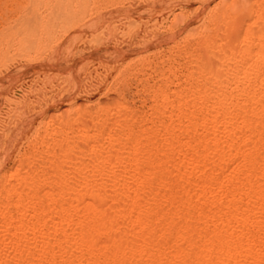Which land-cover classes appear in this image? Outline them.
Returning <instances> with one entry per match:
<instances>
[{"label": "rangeland", "instance_id": "obj_1", "mask_svg": "<svg viewBox=\"0 0 264 264\" xmlns=\"http://www.w3.org/2000/svg\"><path fill=\"white\" fill-rule=\"evenodd\" d=\"M145 2L146 11L141 8L132 9L137 15H142V19L146 21L144 26L137 27L141 31H138L139 35H129L128 37L126 35H70L91 22L97 13H104L110 6L124 7L130 4L131 7H136L137 4ZM261 11L263 13L264 9L260 6V0H204L202 3L197 0H0V123L2 121L19 122V127L13 133L6 134L3 141L0 142V214L5 212L7 217H16L17 205L11 191L17 189L22 194H28L30 189L27 184L28 182L33 183V181L35 184L40 183H38L40 187L38 186V195L36 194V196L46 193L61 194L63 202L67 203L66 201L69 200L68 202L73 206H79L81 209L82 206L79 203L81 194L72 193L71 183L60 184V176L74 172L82 163L87 165L98 161L94 160L88 152V149L97 146L95 140L92 139L93 136L110 133L113 136L115 134V137L121 135L120 137L126 141L128 137L134 136L141 146L144 168L152 174V177H145L146 183L156 177H162L168 182H165L164 189L163 186L158 189L154 188L155 192H151V196H149L150 194L147 196L146 192L142 191L134 194L136 197L141 194L139 197L141 199H145L146 196L151 197L150 201L146 197L145 201L148 203L146 208H148L144 213H140L143 221L152 225L146 232H149L152 240L160 235L155 241L159 239L162 244L163 242L176 244L179 240L178 245L176 244L177 248L179 251L180 249L181 251L185 250L188 255L190 253L193 255L197 251L200 253L199 249L206 243L204 245H207L206 249L203 248L204 246L202 249L208 251L205 253L208 255L206 258L202 256V260L211 264L212 262L209 260L212 254L210 253L214 248L213 245L217 243L218 230L213 228L209 218L204 221L202 215L204 212L206 214L210 211L208 210L209 206L211 207L209 209L212 210V206L205 198H194L195 194L191 185L198 180V176L202 177L201 173L197 176L196 174L195 176L191 175L192 177L189 176L187 183L180 180L177 177L178 172H176L178 171L176 164L179 158L183 157V153H191L189 151H181L180 154L173 152L174 155L169 156L176 163L174 162L173 166L166 169L159 164V156H155L150 150L156 148L159 151L167 152L165 148H161V137L158 132L177 126L176 120L172 119L173 115L178 114L187 118L198 116L200 118L202 107L195 105L199 101H215L217 96L218 98L228 96L231 100L229 103L235 106L234 109L237 105L235 109L239 110L237 113L239 115L242 113L240 116H248L253 121H251V126L254 128L257 125L258 127L264 114L256 113L257 116L252 114L254 106L246 96L250 90L247 89L246 84H242V87L238 86L239 88L233 91L234 86L231 85V78L232 72L236 71L241 63V60L234 54L241 52L242 58H246V49L252 47V42L249 43L246 36L264 35V24H260L259 20ZM234 35H238V38H235ZM27 60H33L30 67L19 71L15 70L16 65ZM16 76H20L22 79L19 81ZM33 87L39 93L38 99L35 97L34 91L36 90ZM61 90L81 92L83 97L75 99L70 106L56 108L59 106L56 104L51 106L52 110L46 111V104L43 103L46 99L42 93H58ZM22 95L27 99V106L24 115L20 117L17 111V99ZM240 97L242 99H239ZM179 103L183 105H178ZM181 128L183 129L179 133L181 135H175L170 143L174 144L175 142V145L180 146L181 143L189 142L188 144L191 145L199 140H206L210 134L208 126L193 129L191 125L183 124ZM249 132H247L248 137L252 139L248 138L250 139L248 141L250 143L253 141L251 144L257 149H252L253 146L247 143L244 150L249 149L251 153L254 151L251 155L255 153V162L260 163L261 160L264 162V143L262 139H259L258 134L250 132L249 135ZM82 134L85 135L84 142L80 143ZM118 142L121 144L119 139ZM105 145L102 158L109 155L107 152L110 147ZM80 148L87 156L75 159L72 161L73 165L67 162L58 164L57 156L62 151L73 153ZM242 158L238 156L234 159V162L237 163H233L238 164L241 170L247 169L245 168L247 166L248 168L252 167L251 162L253 163L255 159L247 158L248 162H244V158ZM120 161L118 160L117 163ZM228 164L229 162L225 165L222 164L223 166L220 165L221 168L216 167L218 169H215L216 173L219 174L220 169L226 166V168L230 167L231 163ZM118 169V167L114 168L110 177H116ZM204 170L206 171V169ZM259 177L257 176L258 179L254 180V183L256 185L258 182L257 188L264 193V179H259ZM103 181L105 183H101L99 197H109L112 193L110 198L114 197L117 200L115 201L117 210L121 209L122 213H127L131 205L129 202L131 199L132 201L135 199L132 195L135 188L130 192L132 187H136L132 186L134 183L129 182L130 188H126L128 182L123 185L125 188L122 190L127 191L126 195L130 197L129 201H124L115 195L120 194L117 192L122 191L119 190V188H123L122 186L112 189L107 185L105 179ZM152 181L149 183L153 184ZM177 181L182 184H178ZM184 182L185 186L192 188L185 187ZM54 183H59V186H55ZM173 183L174 186H172ZM182 185L186 192H184V188L183 191L182 188H179L183 187ZM165 186L167 189L170 188L167 190ZM124 191L122 192L125 194ZM159 194L164 195L165 200L169 201H161L160 198L163 196H159ZM155 195H158L159 198L157 199ZM165 196L168 198L166 199ZM175 198H177L176 201H174ZM152 199H155L153 200L154 204L151 203ZM246 199L244 197L242 204L244 202L246 204ZM166 202L167 204H165ZM149 203L150 206H148ZM177 203L178 205H176ZM42 204L44 208L48 207L44 202ZM168 204L170 205L168 206ZM173 205L176 206L177 211ZM119 207L120 209H118ZM167 209L168 211H166ZM158 210L161 211L159 214ZM164 212L166 214L168 212V214L166 215ZM176 212L180 214L176 216ZM172 213L177 220L171 216ZM200 213L202 217L198 219ZM122 215L120 217L123 219L119 218L121 225L126 221L124 218L127 217L126 214ZM179 216L181 219L178 218ZM7 217L0 216V222ZM164 219L169 221L167 225L164 224L167 222ZM121 225V232H124L123 225L125 223ZM122 227H124L123 230ZM134 228L136 231L128 230L131 237V233L137 232L140 227ZM182 228L186 230L185 233ZM156 229L159 233L157 236L155 235ZM174 229L184 233H181L182 238H178L176 241L177 231ZM236 231L233 237L236 235L240 237V231ZM61 236L58 234V237L56 235L55 240L51 241L54 254L56 253L55 264L61 263L60 253L63 248H66L65 244L62 243L60 246L57 242L62 238ZM209 241H212L211 245ZM100 242L103 245L106 238H102ZM186 242L193 246L192 249ZM253 243H250L251 246L255 245L252 246V249L257 246L256 242ZM182 246H186V248H182ZM144 250H150L149 245H146ZM146 251H144L146 254H139L140 256L127 251L128 254L125 253L117 259L119 262L117 260L110 261V264H119L122 261L127 264H141L150 253ZM36 256L38 259H42L40 255ZM142 257L144 258L142 259ZM38 263L40 262L35 264Z\"/></svg>", "mask_w": 264, "mask_h": 264}, {"label": "bare ground", "instance_id": "obj_2", "mask_svg": "<svg viewBox=\"0 0 264 264\" xmlns=\"http://www.w3.org/2000/svg\"><path fill=\"white\" fill-rule=\"evenodd\" d=\"M197 1L202 3L204 0ZM260 6L262 9H264V0H260ZM136 8H141L146 11V2L137 4L136 7H131L130 4H127L124 7L110 6V8L104 13H97L91 22L80 27L78 31L70 35H126L127 37L129 35H139V32L141 31L137 27L144 26L146 21L145 19H142V15H137L132 11V9ZM259 17V20L261 22L260 24H264V12L262 13L261 11ZM108 18L110 19L106 20ZM234 36L235 38H238V35ZM246 40H248L249 43L252 42V47L250 46L248 49H246V58H242L241 52H236L234 54L236 58L241 60V63L239 65V68H237V70L235 69L236 71H234L233 69L234 72H232L231 85L234 86V91L239 88L238 86L242 87V84H246L245 86L250 90L246 95L247 99L254 106V108L252 107V114H264V35H247ZM32 63L33 60L24 61L22 62V64L16 65L15 70L19 71L21 69L30 67ZM16 79H19L20 81V79L22 78L20 76H16ZM33 89L36 90V88L34 87ZM245 92H247V90ZM34 93L36 99H38V91L36 90L34 91ZM42 96H44L46 99V101L43 102L44 104H46V111H50L52 110L51 106H54L56 104H59V106H57L56 108H62L72 105L75 99L83 97V93H75L72 90H61L58 93L43 92ZM239 99L242 98L240 97ZM26 100V97H24L23 95L22 97H18L17 99V111L20 117L24 115V112L26 110ZM229 101L231 100H229L228 96H220L219 98L217 96L215 101H199V103L195 106L202 107H200L202 110V115L200 116V118L198 116V118L196 116V118H187L186 116L178 114L173 115L172 119L176 120L177 126L166 131L161 130L160 132H158V135L161 137V148H165V151L167 152L159 151L156 148H151L150 152H153L152 154H154L155 156H159V164L161 165V167L166 169L174 165L175 160L170 158L173 152L180 154L181 151H189L191 153H183V157H180L182 159L176 157L179 158V161L176 164V166H178V171L176 172H178L177 177L180 180L186 182L189 176H195V174L197 176V174L200 175L201 173L200 176L202 177L199 178L198 176V180H196V182L191 185L193 186L192 191L195 194L194 198H205L207 202L212 206V210L209 209L211 208L209 206L208 210L210 211L208 213L206 212V214L204 212L202 215L204 221L206 218L207 220L209 218L211 220L210 223L213 225V228H217L218 230V236H216L217 243L213 245L214 248L210 253L212 254V256H210V260L208 259L212 262L211 264H264V193L259 188H257L258 182H256V185L254 183V180L257 181L258 179L257 176H260L259 179H264V162H262L261 159L260 163L255 162V153L254 155H251L254 151L251 150L253 151L251 153L249 149L244 150L246 144L250 143V141L248 140L252 139L248 137L247 134V132H249L250 130H252L250 132L258 134L260 137L259 139H262L264 143V117L263 119H261V122H259L258 127L254 123L256 127L253 128L251 126L253 122L252 119H249V117L246 115L240 116L242 113L239 115L237 113L239 110H235L237 108V105L234 109L235 106H233V104H230ZM241 103L243 102L241 101ZM178 105L183 104L179 103ZM183 124H189L193 129L205 128L206 126H208L207 129L209 130L208 133L210 132V134L206 140H199V142H194L191 145L188 144V141V143H185L183 141L185 144H182L180 141V146L175 145V142L174 144L170 143L172 142L171 139H173L175 135H179V133L182 132L183 129L181 128V126H183ZM17 127H19V122L17 123L15 121H2L0 123V142L3 141L6 134L13 133ZM101 127H99V129ZM67 135L69 134L67 133ZM104 135L100 134L97 136H93L92 139L95 140L97 146L88 149L89 154L92 155L94 160L97 159L98 161L87 165L82 163L75 169L74 172L66 175L62 174L60 176V184L65 185L71 183L72 193L75 195L81 194V196H79V203L82 206V211L81 209H79V206H73L72 203L68 202L69 200L66 201L67 203L63 202L61 194L56 195L52 193H46L42 196H36L39 186V182L37 181V184H35L34 181L33 183L28 182L27 186L30 189V192L28 194H22L17 189H12L11 195L15 197V202L17 205V215L16 217H11L9 215V217H7L5 212H2L0 214V216L7 217L4 221L0 222V264H35L36 262H40L38 264H41L42 262L45 264H55L54 256L56 253L54 254V249L52 247L53 244L51 241L53 239L55 240V236L57 235L58 237V234L62 235V238L60 237L61 239L57 240V242L60 244V246L62 245V243L63 245L65 244L64 246L66 247V250L63 248L64 246L62 247L63 249L60 253L61 256L59 258L61 262L60 264H110V261H116L119 257H121V255L127 253V251L132 252V254L135 255H144L143 253H145L144 251L146 250L143 251V249L146 245H149L150 250L147 251H149L150 253L148 252L149 254L144 261H140L141 264H207L202 260V256L206 258L208 255L205 254L208 253V251L205 250L207 245L204 246L206 243L202 245L205 249H202L201 246V249H199L200 253H198V251L197 253H194L196 252L194 251L193 255L190 253L192 256L185 253V250L181 251L180 249L179 251V249L177 248V243L179 242V240L177 239L182 238L183 235L181 233H185L186 231L183 230V228V232L179 229L181 233L174 229L177 231L175 239V241L177 240V245L173 243L174 241L172 242L174 245L167 244V242H163L162 244L159 242V239L155 241L156 238H159L160 236L157 232V229L155 235L157 236L158 233L159 236H155L156 238L152 240L151 235L148 234L149 232H146L147 229L149 230V226L152 227V225L149 222L143 221L140 213H144L145 209L148 208H146L148 204L147 201H145L146 197L151 192H155L156 188L158 189L163 186L162 188L164 189L165 182L167 181H165V179H163L162 177H156L152 178L153 181L152 179H150L153 184H150V181V183H146L145 177H152V174L150 171L145 170L144 168L142 159L143 157L141 155V146L139 141L134 136H130V138L128 137L126 141L120 137L121 135L119 137H115V134L113 136L110 133ZM84 137V134L80 136V143L84 142ZM118 139L120 140L121 144H119ZM175 140L178 142L177 139ZM251 143H253V141ZM251 143L249 145H252ZM104 144L109 145L110 148L107 152L109 153V155L105 158H102V154L105 149ZM252 149L256 150L257 148L253 146ZM85 156H87V154H84L81 148L73 153L62 151L60 154H58L57 161L58 164L67 162L68 164L73 165L72 161H75V159H78L80 157L83 158ZM238 156L243 157L246 160L245 161L242 158L244 162H248L249 158L251 159L254 157V165L251 162L252 160H249L252 164V167H250L249 164L250 168H248L247 166L245 167L247 169L241 170L238 164L235 165L237 162H234V159H236ZM70 157H72L73 159H71ZM118 160L121 161L117 163ZM228 162L229 164L231 163L230 167L228 166V168H226V166L223 169H220L219 174L216 173V167L221 168L220 165H225ZM116 166L119 168L117 170V176L110 177L111 172H113L114 168H117ZM201 166H203V170L201 169ZM241 167H243L242 164ZM204 169H206L207 172ZM103 179L106 180V183H108L107 185L112 189L117 186L123 187V185H125L127 182L128 183L126 188H130L131 186H128L129 182L134 183L133 185H131L136 187H132V190H130V192L135 190V192L132 194L135 199L133 201L131 199V202H129L131 203V205L128 212L126 211L127 209L124 210V212L127 213H122L123 211L120 209V207L118 208L120 210H117V205L115 202L117 200H115L114 197L110 198V196L113 195L112 193V195L109 193V197H99L98 192L99 188L102 187L101 183L104 182ZM175 180L177 179L175 178ZM59 183L54 184L55 186H59ZM174 183L172 184V186H174ZM181 184L182 183H180V185ZM104 185L106 186V184H103V186ZM184 186L179 188H182L183 191ZM185 187L188 188L189 186ZM124 188L125 187L121 189L119 188V190H122ZM170 189H172V187ZM117 190H114V192H117ZM122 191L117 192L120 194L115 195L117 197L119 196L120 199L122 198L121 200L129 201L130 197L126 195L127 191H124L125 194ZM141 191L146 192L147 194L145 199L143 198L145 195L142 197L144 200L139 198L141 195ZM173 191L175 192L176 190ZM137 192H140L139 197H136V195H134ZM184 192H186L185 188ZM149 196H151V194ZM157 196L156 198L158 199L159 197ZM159 196H163L162 198H160L161 201L163 200V202L168 200V197L165 196L167 199L165 200L164 195L162 194H159ZM117 197L115 198L117 199ZM244 197L247 198L245 200L247 201L246 204H244L245 202L242 204ZM148 199L150 201L151 197H147V200ZM176 199L177 198H175L174 201H176ZM201 199L198 200L200 201ZM153 200L155 199H152L151 203L155 202ZM223 201H225V204L223 203ZM43 202L44 204L48 205V207L46 206L47 208L43 207ZM167 202L165 204H167ZM169 205L170 204H168V206ZM176 205H178V203ZM148 206H150V203ZM173 206L172 207L175 209L176 206ZM165 207L167 206L165 205ZM161 210L163 211V209ZM177 210L178 209L176 208V211ZM166 211H168V209ZM160 212L161 211L158 210V214ZM164 213L166 214V212ZM176 213V216L180 214L179 212ZM201 213L200 216L198 214V219L202 217ZM122 214H126L127 216L125 217L126 219L124 218V220L126 221H121L123 222V224L125 223V225H122L125 227L126 231L135 230L134 227H140L139 232L138 229L137 232H135V230L131 233L132 237L130 236V231L126 232L125 230H123L124 227H122V230L124 232H121V223H119V218H121L120 215L123 216ZM161 215L164 214L161 213ZM171 216L174 217L175 215L173 216L172 213ZM178 218L181 219L180 216ZM203 218L200 220L202 221ZM175 219L177 220V218ZM164 220L167 221V219ZM168 223L169 221L165 222L164 224L167 225ZM152 230L154 231V229ZM163 230L165 229L163 228ZM236 230H239L241 234H239L240 237L236 235L235 237L237 238L235 239V237L233 236L237 233ZM215 232L217 231L215 230ZM102 238H106V242L103 245H101L102 243L100 242ZM130 238H133L134 241H132L133 239L130 240ZM185 239L187 240L186 237ZM208 240H206V242H208ZM211 242L209 241L210 245ZM252 242L257 243V246L254 249L252 248L255 245H252V247L250 244ZM188 246L190 245L188 244ZM191 247L193 246H190V249H192ZM182 248H186V246H182ZM36 255H40L42 259H38ZM143 258L144 257H142V259ZM117 262H119V260H117ZM119 264L127 263L122 261V263Z\"/></svg>", "mask_w": 264, "mask_h": 264}]
</instances>
